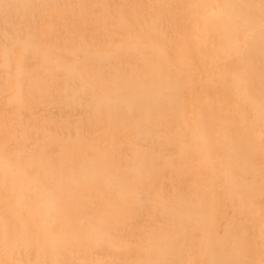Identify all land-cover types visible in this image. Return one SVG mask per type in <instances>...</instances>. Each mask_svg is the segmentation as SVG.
Masks as SVG:
<instances>
[{"label":"rangeland","instance_id":"374dc122","mask_svg":"<svg viewBox=\"0 0 264 264\" xmlns=\"http://www.w3.org/2000/svg\"><path fill=\"white\" fill-rule=\"evenodd\" d=\"M251 124L264 0H0V264H264V164L227 152L264 158Z\"/></svg>","mask_w":264,"mask_h":264},{"label":"bare ground","instance_id":"6f19581e","mask_svg":"<svg viewBox=\"0 0 264 264\" xmlns=\"http://www.w3.org/2000/svg\"><path fill=\"white\" fill-rule=\"evenodd\" d=\"M214 12H215V10L213 8H211V13H214ZM249 128H253V129L257 130L256 134L254 135V138H257L258 136H260L261 133L264 134V129H262L261 125L254 126V125L251 124V126H249L248 129ZM263 139L264 138H260L259 140H261V143H262L261 147L264 150V143H263L264 140ZM220 149H221V147H220ZM229 151H232V153L235 154V155H240L241 156L243 154L244 155L243 159H249L250 157H252L254 155V151H253L252 148L244 150L243 152H241L238 148H233L232 150L227 149V152H229ZM234 160H235V158H230L228 163L229 164H233V163H235ZM225 171H226L225 169L219 168L218 164H214V167L212 169V173H214V177H215V182L220 183L221 186L223 187V189L226 191L225 194L223 195V198H221L219 201H222V199H223V201L227 202L225 204V207L227 209H230V207L233 206V204H234V200L232 198L233 191L231 189L232 181L229 178V176H227ZM196 190L198 191V193L201 196L202 200H204L205 192H207V189L205 187L201 186V187H198ZM229 219L230 220H236L237 217H230ZM95 220H98V217H96ZM110 223L111 224L113 223V217L112 216H111V219H110ZM238 229L239 228L229 227L228 230L223 231V233L225 234L226 240L228 239L229 233H230V236L238 239L240 237L239 233L237 231ZM112 233H115V231H112ZM215 237H216V240H218L220 237L223 238V234H219V235H217ZM30 240H50V238H49V235H48L46 229L41 228V227L40 228L39 227L38 228L35 227V232L31 231ZM217 251H218V249H217ZM228 255H230V254H228ZM211 259H212L213 264H219L220 261H221V259H219L215 255H213ZM235 259H236L235 256H228L226 261L230 262V261L235 260ZM260 259L261 258H260V255H259L258 257L253 259V261L256 260L258 262ZM170 260H171V258H170ZM75 264H77V263H75ZM78 264H80V263H78Z\"/></svg>","mask_w":264,"mask_h":264},{"label":"crops","instance_id":"0c3cea01","mask_svg":"<svg viewBox=\"0 0 264 264\" xmlns=\"http://www.w3.org/2000/svg\"><path fill=\"white\" fill-rule=\"evenodd\" d=\"M252 159V160H251ZM218 163V162H216ZM221 163H224V162H221ZM174 164V163H172ZM247 164H251V165H259V164H264V160L263 158L258 154V153H255L254 152V155L252 157H250L249 159H247ZM201 172H204V170L202 169ZM207 174V172H206ZM203 178V177H201ZM259 180V179H257ZM120 192H122L123 194H118L119 197H121V200H122V208H126L127 207V204L129 202L128 199H125V195H128L126 198L128 197H132V202H131V207H135V205L139 204V203H147V204H153L155 203L154 200L152 199H149L150 196H144V195H140V194H137L138 191L136 190H130V194H125L124 190H121ZM126 192H129L126 191ZM221 193V194H220ZM198 196H199V199H196V215H197V221H199L198 224H196L197 228H206L205 225H203L200 221L202 220L201 219V215H202V212H206V211H211V212H214L215 211V208L218 206V198H220L222 196V191H215V190H212V191H209V192H205V198L204 200H202L201 196L199 195L198 191L196 190V193ZM211 195V196H209ZM196 196V195H195ZM162 209H163V216H164V222L166 223L164 225V227H170V224H169V219H170V203L169 201L167 200H164L162 202ZM111 212H107L106 213V216H111ZM124 216V215H123ZM147 217L149 219H152L153 218V215L152 213L148 212L147 213ZM147 221H149L148 219H146ZM103 235V234H101ZM104 240H107V238H105ZM204 242H207V240H203L202 241V244H204ZM171 256V255H170ZM203 258V257H202ZM201 264H209L207 260L205 261H202L201 259Z\"/></svg>","mask_w":264,"mask_h":264}]
</instances>
